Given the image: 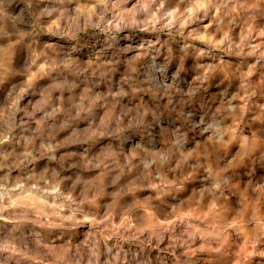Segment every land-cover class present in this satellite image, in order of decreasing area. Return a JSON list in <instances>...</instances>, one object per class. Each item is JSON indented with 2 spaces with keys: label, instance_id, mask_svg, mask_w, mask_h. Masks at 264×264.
I'll return each mask as SVG.
<instances>
[{
  "label": "clouds",
  "instance_id": "9594fccd",
  "mask_svg": "<svg viewBox=\"0 0 264 264\" xmlns=\"http://www.w3.org/2000/svg\"><path fill=\"white\" fill-rule=\"evenodd\" d=\"M0 264H264V0H0Z\"/></svg>",
  "mask_w": 264,
  "mask_h": 264
}]
</instances>
